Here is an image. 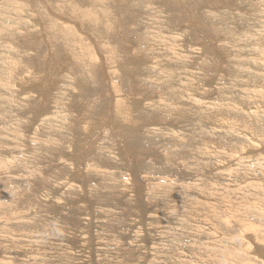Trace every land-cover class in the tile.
Here are the masks:
<instances>
[{
    "label": "rangeland",
    "instance_id": "374dc122",
    "mask_svg": "<svg viewBox=\"0 0 264 264\" xmlns=\"http://www.w3.org/2000/svg\"><path fill=\"white\" fill-rule=\"evenodd\" d=\"M0 70V264H264V0H0Z\"/></svg>",
    "mask_w": 264,
    "mask_h": 264
},
{
    "label": "bare ground",
    "instance_id": "6f19581e",
    "mask_svg": "<svg viewBox=\"0 0 264 264\" xmlns=\"http://www.w3.org/2000/svg\"><path fill=\"white\" fill-rule=\"evenodd\" d=\"M42 27V26H41ZM41 29H44L43 27L41 28ZM44 33V32H43ZM48 41V40H47ZM157 51V50H156ZM52 52V51H51ZM52 54V53H51ZM116 57V56H115ZM155 58H156V56H155ZM106 59V58H105ZM157 59V58H156ZM113 60V59H112ZM96 61V60H95ZM99 61V60H98ZM18 62V61H17ZM19 62H21V61H19ZM97 62V61H96ZM115 62V61H114ZM21 64V63H20ZM116 64V63H115ZM14 65V64H13ZM112 66V65H111ZM113 67V66H112ZM111 68V67H110ZM114 69V68H113ZM1 71V70H0ZM4 71V70H3ZM14 72V71H13ZM13 72H12V74H13ZM32 72V71H31ZM114 72V71H113ZM2 73V75H3V72H0V74ZM10 75H11V73H10ZM16 75H17V73H16ZM27 75V74H26ZM25 75V76H26ZM33 75V74H32ZM15 76V75H14ZM11 77V76H10ZM9 77V78H10ZM14 78V77H13ZM26 78H28V77H26ZM25 79V78H24ZM2 80H4V81H6V78L5 79H3L2 78ZM14 80V79H13ZM4 81L2 82V84H4L5 86H6V84L4 83ZM8 81V80H7ZM6 81V82H7ZM9 83H11L10 81H9ZM111 90L113 91V92H120L121 93V91L119 90V88H118V86L115 84V83H113L112 81H111ZM2 84H0V85H2ZM10 85V84H9ZM8 86V85H7ZM16 87V86H15ZM5 88V87H4ZM7 88V87H6ZM5 88V89H6ZM9 88H11L10 86H9ZM8 88V89H9ZM201 89H203V88H201ZM4 90V89H3ZM17 91V90H16ZM190 95H191V93H190ZM193 95V94H192ZM185 100H186V98H184ZM123 101H125V99H123V98H120V100L118 99V100H116V102L118 103L117 105H118V107H117V109H118V111L121 113V110H122V103H123ZM180 105V104H179ZM222 111V110H221ZM229 121V120H228ZM231 123H232V121H231ZM240 124V123H239ZM230 126V125H229ZM242 128V127H241ZM192 129V128H191ZM243 129V128H242ZM189 130V129H188ZM231 130V129H230ZM246 130H248V128H246ZM193 132V131H192ZM238 134H239V136H241L242 138H245V139H247V135L249 134L248 132V134L247 133H239V132H237ZM252 135V134H251ZM253 136V135H252ZM255 137V136H254ZM249 138V137H248ZM252 141V140H251ZM250 141V142H251ZM253 143H255V142H253ZM231 152V151H230ZM240 160H242V162L243 163H245L246 162V160H244L243 159V157L240 159ZM238 162V161H237ZM228 164V163H227ZM227 164H225V165H223V167H222V169H224V168H227V169H231V168H229L228 166L229 165H227ZM226 169V170H227ZM237 169V168H236ZM68 183L70 182V180L69 181H67ZM68 186V185H67ZM14 190H15V188H14ZM13 191V190H12ZM16 191V190H15ZM5 192V191H4ZM14 193H16V192H14ZM17 194V193H16ZM19 195V194H18ZM14 196V195H13ZM23 196V195H22ZM26 197V196H25ZM55 199V198H54ZM2 201V200H1ZM9 202V201H8ZM57 202V201H56ZM59 202V201H58ZM10 203V202H9ZM5 204V203H4ZM12 201H11V204H7L5 207H4V205L2 204V203H0V210H2V212L1 213H4V212H7L8 214H1L0 213V215H1V218H0V225H3V226H7V224H8V228L10 227V222H11V220H12V218H15L18 214H17V212H13V214H12V212H11V209H13L12 208ZM14 204H15V202H14ZM18 204V203H17ZM3 205V206H2ZM16 207H18V206H16ZM214 208V207H213ZM15 210V209H14ZM10 211V212H9ZM212 213L213 214H215L216 215V207L214 208V209H212ZM36 216V215H35ZM40 217H41V215H39ZM16 218H19V219H16V222L18 221V222H22L23 220H24V218H22V216H17ZM21 218V219H20ZM39 217H37L36 216V219L35 220H37ZM23 219V220H22ZM43 219H45V216L43 217L42 216V219L40 220V221H43ZM26 220H28V219H26ZM34 220V221H35ZM25 221V220H24ZM37 222H38V220H37ZM21 225V224H20ZM242 225L244 226V227H246V231L250 234V236H253V235H255L256 233H257V230L249 223V222H242ZM4 227V228H5ZM16 227V226H15ZM207 227V226H206ZM7 228V227H6ZM10 229V228H9ZM150 229V228H149ZM207 229H208V227H207ZM244 229V228H243ZM1 230V229H0ZM6 230V229H5ZM8 231V230H7ZM11 231V230H10ZM38 231V233H41V235H40V237L39 238H42L43 236V233H45L46 231H48V230H46L45 232L44 231H42V230H37ZM137 231V230H136ZM158 231V230H157ZM1 232H4V229H3V231L1 230ZM56 234H57V232H56V230L54 231ZM9 236H11V238H12V236H14V234H15V230L12 232L11 231V233L9 232V233H7ZM26 234H29V233H26ZM154 234V233H153ZM159 234V233H158ZM4 235V234H3ZM19 235V234H18ZM24 235V234H23ZM9 236H6V237H9ZM50 237L48 238L49 240L50 239H52L51 241H54V233H52V234H50L49 235ZM52 236V237H51ZM56 236V235H55ZM5 237V236H4ZM20 237V236H19ZM45 237H47V233H45ZM23 238H25V237H23ZM22 237H20V238H18V240L20 239H23ZM16 239V238H15ZM17 240V239H16ZM25 240V239H24ZM28 240H30V239H28ZM31 240H33V238L31 239ZM27 241V240H26ZM11 243V242H10ZM19 243V242H18ZM71 244V243H70ZM46 246V243L43 245V247H45ZM23 247V246H22ZM6 248L8 249V245L6 246ZM44 249V251L43 252H48V251H50V249L48 248V247H45V248H43ZM2 252V251H1ZM7 252H9V251H7ZM51 252V251H50ZM4 253V252H3ZM188 254V253H187ZM191 254V253H190ZM51 256V253H47V257L46 258H49ZM191 256H192V260L195 262V260L199 263V264H203V263H205L206 261H204V260H202L201 259V257H199V256H196V255H194L193 256V254H191ZM188 257V256H187ZM189 258H190V256H189ZM136 259V258H135ZM9 260V259H8ZM10 261V260H9ZM225 262V261H224ZM6 264V263H5ZM194 264H196V263H194Z\"/></svg>",
    "mask_w": 264,
    "mask_h": 264
}]
</instances>
